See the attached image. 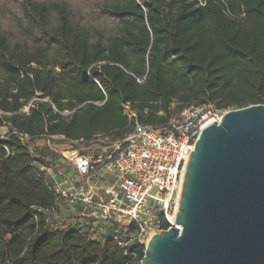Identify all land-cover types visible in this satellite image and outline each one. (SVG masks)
Masks as SVG:
<instances>
[{"label": "trees", "instance_id": "obj_1", "mask_svg": "<svg viewBox=\"0 0 264 264\" xmlns=\"http://www.w3.org/2000/svg\"><path fill=\"white\" fill-rule=\"evenodd\" d=\"M259 103L264 0H0V264L145 256L138 241L117 244L115 225L57 220L62 204L82 207L58 202L42 168L68 173L66 159L37 141L119 140L191 105Z\"/></svg>", "mask_w": 264, "mask_h": 264}, {"label": "water", "instance_id": "obj_2", "mask_svg": "<svg viewBox=\"0 0 264 264\" xmlns=\"http://www.w3.org/2000/svg\"><path fill=\"white\" fill-rule=\"evenodd\" d=\"M203 129L187 162L175 225L141 264H264V104Z\"/></svg>", "mask_w": 264, "mask_h": 264}, {"label": "built area", "instance_id": "obj_3", "mask_svg": "<svg viewBox=\"0 0 264 264\" xmlns=\"http://www.w3.org/2000/svg\"><path fill=\"white\" fill-rule=\"evenodd\" d=\"M220 118L208 105H191L163 127L137 123L119 140L97 136L82 143L58 137L71 146L70 152L74 151L73 165L80 179L50 166L42 169L54 179L58 202L71 207L78 204L83 215L115 225L114 240L120 247L127 248L133 241L146 245L153 234L175 225L183 177L194 144L201 131ZM95 143L107 148L105 154L89 156L76 150ZM99 167L110 179L101 176L102 181H93ZM84 178L88 180L82 181ZM131 225L134 229L129 231Z\"/></svg>", "mask_w": 264, "mask_h": 264}, {"label": "rangeland", "instance_id": "obj_4", "mask_svg": "<svg viewBox=\"0 0 264 264\" xmlns=\"http://www.w3.org/2000/svg\"><path fill=\"white\" fill-rule=\"evenodd\" d=\"M208 108L212 110V112H215L216 114H218L219 116H221L223 113L232 110V109H219L215 106V104H209ZM25 111L27 110V108L24 109ZM126 110L129 112L130 116H133L132 111L130 110L129 107L126 108ZM10 131V127L8 125H3L0 127V136H4L7 135ZM103 139L106 137H102ZM46 144L50 145L52 147V150L55 151L58 154H62V156L66 159L63 161L64 164V168L65 170H68L69 172L66 173L68 174L71 178L73 179H80V177L78 176L77 171L74 168L73 165V152H70L72 150L71 146L65 144L64 142L57 141H44V140H40L37 141L34 144V148H38V149H44ZM105 149H107L105 146H103L101 143H95V144H90V145H84V146H80L78 149L79 153H84L86 155H91V156H102L103 154H105ZM70 152V153H69ZM60 172H64V169H61ZM101 176H104L105 179L109 178L108 174H105L104 171L99 167V169L97 170V172L94 174L93 177H95L93 179L94 182H96L99 179V182L102 181ZM104 179V181H105ZM110 179V178H109ZM82 181L86 182L88 179L84 178L81 179ZM156 191V188L153 190V192ZM78 216H83L86 218H89L86 215H83L81 210L77 209H69L67 207L66 204H62L61 208L58 211V215H57V220H62L65 222H68L69 224H75V221L77 219ZM107 228L108 227H104L103 228V232H107Z\"/></svg>", "mask_w": 264, "mask_h": 264}]
</instances>
